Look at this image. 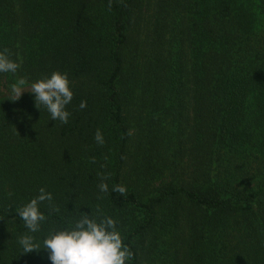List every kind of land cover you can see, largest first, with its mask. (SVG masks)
I'll list each match as a JSON object with an SVG mask.
<instances>
[{"label": "trees", "instance_id": "16d2710c", "mask_svg": "<svg viewBox=\"0 0 264 264\" xmlns=\"http://www.w3.org/2000/svg\"><path fill=\"white\" fill-rule=\"evenodd\" d=\"M152 8L147 43L146 0H0V50L19 64L0 74V264H49L20 236L81 213L117 221L129 264H264V0ZM53 71L73 92L67 124L8 93ZM40 188L53 201L27 233L15 209Z\"/></svg>", "mask_w": 264, "mask_h": 264}, {"label": "clouds", "instance_id": "9594fccd", "mask_svg": "<svg viewBox=\"0 0 264 264\" xmlns=\"http://www.w3.org/2000/svg\"><path fill=\"white\" fill-rule=\"evenodd\" d=\"M8 50H0V74H16L19 64L9 59ZM27 81L19 79L8 86L9 96L12 101H17L26 91ZM29 92L34 103L42 106L50 115L52 121H59L67 124L71 113L67 106L72 102L73 92L67 73L53 71L50 75L38 79L30 84ZM86 107L81 102L80 108ZM94 139L97 144L103 145L104 137L98 129ZM107 179V177H104ZM101 193H107L109 186L101 182L98 185ZM112 191L121 195L126 194L123 185H115ZM45 201H53V196L44 188L39 189V194L32 198L22 207L15 209L18 218L23 221L27 233H37L40 225L46 220L44 213L40 211L39 205ZM53 211H56L53 207ZM20 254L39 253L47 251L49 264H129L132 253L124 244L120 231L117 228V221L110 216H103L97 220L91 214L81 213L68 227L55 229L37 243L33 235L24 234L18 240Z\"/></svg>", "mask_w": 264, "mask_h": 264}, {"label": "rangeland", "instance_id": "374dc122", "mask_svg": "<svg viewBox=\"0 0 264 264\" xmlns=\"http://www.w3.org/2000/svg\"><path fill=\"white\" fill-rule=\"evenodd\" d=\"M154 1L155 0H146L148 10L146 12L144 20H143L142 24L140 25V28L138 31V33L140 35V39L147 41V43H149V41H150L149 37H150V33L152 31V25H153V19H152L153 8H152V5H153ZM136 38H137V34H135L133 36V40H135ZM25 90L26 91L31 90L30 86L25 87ZM190 115H191V112L188 110V116H190ZM125 177L127 179V176H125ZM252 185L253 184L251 183L249 185V187H251Z\"/></svg>", "mask_w": 264, "mask_h": 264}]
</instances>
